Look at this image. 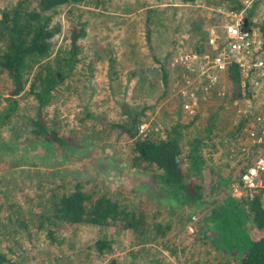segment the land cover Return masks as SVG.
Returning a JSON list of instances; mask_svg holds the SVG:
<instances>
[{
  "label": "rangeland",
  "instance_id": "374dc122",
  "mask_svg": "<svg viewBox=\"0 0 264 264\" xmlns=\"http://www.w3.org/2000/svg\"><path fill=\"white\" fill-rule=\"evenodd\" d=\"M17 1L0 0V14ZM238 2L81 0L48 12L60 25L51 39L53 54L68 46L72 25L85 30L78 38L79 61L72 76L53 90L50 104L41 110L48 133L66 137L67 148L64 152L56 141L48 143L34 132L36 101L27 87L14 96L16 110L0 125V251L7 259L13 264H240L216 251L202 233L188 241L195 226L208 224L205 217L215 205L182 206L164 197L155 171L142 168L132 153L135 139L142 136L136 132L139 124L153 121L151 134L157 125L167 129L179 122L187 126L185 138L202 137L209 128L214 138L201 144L205 167L234 175L235 181L248 166L251 155L239 161L230 153L243 137L236 99L197 98L198 115L191 122L193 114L179 104V69L172 64L178 52L204 46L216 9ZM251 11L263 12L264 2L253 4ZM2 48L0 40V53ZM8 86L0 72V111L8 101ZM131 115L133 136L125 130ZM166 129L153 134L164 135ZM76 185L129 210L142 209L146 220L160 227L133 232L115 225L73 224L52 237L45 229L19 231L16 218L36 221L50 188L60 193ZM103 239L110 248L97 252L95 243Z\"/></svg>",
  "mask_w": 264,
  "mask_h": 264
},
{
  "label": "trees",
  "instance_id": "16d2710c",
  "mask_svg": "<svg viewBox=\"0 0 264 264\" xmlns=\"http://www.w3.org/2000/svg\"><path fill=\"white\" fill-rule=\"evenodd\" d=\"M80 1L18 0L0 14V40L3 44L0 72L9 84L7 104L0 111V125L16 110L14 96L27 87L28 94L36 101V118L32 121L34 132L48 143L56 141L63 151L67 148V138L48 133L41 110L50 104L53 90L72 76L79 61L78 38L84 36L85 30L72 25L68 46L59 48L53 54L51 39L60 30V25L53 22L48 12L60 5ZM239 6L238 2L232 7ZM179 104L182 109V102ZM197 113L191 122L196 119ZM130 118L129 127L122 128L133 136L135 118L133 115ZM186 127L177 122L167 128L164 135L151 133L136 138L132 148L134 159L142 168L155 171L159 193L164 197L182 206L215 205L205 217L208 224L195 226L188 241H194L202 233L216 251L235 258L240 264H264V204L260 195L255 194L251 199L245 198L240 202L228 194L226 188L234 181V175L225 177L211 166H204L201 144L206 139L214 138L209 136V128L202 137L185 138L183 129ZM185 145L186 150L183 149ZM258 155H264V151H254L248 158V166ZM42 205V214L36 221L16 218L20 232L29 234L32 228L45 229L52 237L73 224L115 225L133 232L146 231L149 225H153L146 220V213L142 209L135 211L121 207L114 199L105 195L94 196L80 185L60 193L50 188ZM154 227L159 228L160 225ZM161 234L165 237L164 228ZM109 248L106 239L95 243L97 252ZM6 256L0 251V264H13ZM108 264L116 262L112 260Z\"/></svg>",
  "mask_w": 264,
  "mask_h": 264
},
{
  "label": "built area",
  "instance_id": "2783aa9c",
  "mask_svg": "<svg viewBox=\"0 0 264 264\" xmlns=\"http://www.w3.org/2000/svg\"><path fill=\"white\" fill-rule=\"evenodd\" d=\"M239 1L237 8L216 9L203 37L204 46L178 52L172 64L179 69L176 94L187 114L195 115L199 97L221 103L236 99L241 116L237 127L243 137L230 153L241 161L257 149L264 151V11H251L253 4L264 0ZM152 123L139 124L136 132L150 134ZM155 127L153 133L166 129ZM229 194L240 200L259 194L264 204V155L256 156L231 183Z\"/></svg>",
  "mask_w": 264,
  "mask_h": 264
},
{
  "label": "crops",
  "instance_id": "0c3cea01",
  "mask_svg": "<svg viewBox=\"0 0 264 264\" xmlns=\"http://www.w3.org/2000/svg\"><path fill=\"white\" fill-rule=\"evenodd\" d=\"M122 13H123V12H122ZM122 13H121V14H122ZM119 14H120V13H119ZM124 15H126V14H123V16H124ZM120 38H122V37H120ZM125 39H126V42H128L130 38H129V37H126ZM121 44H124V42H121ZM130 44H131V45H134L133 42H131ZM183 116L185 117L184 114H183ZM185 118H186V117H185ZM256 234H257V232H255V235H256Z\"/></svg>",
  "mask_w": 264,
  "mask_h": 264
},
{
  "label": "clouds",
  "instance_id": "9594fccd",
  "mask_svg": "<svg viewBox=\"0 0 264 264\" xmlns=\"http://www.w3.org/2000/svg\"><path fill=\"white\" fill-rule=\"evenodd\" d=\"M263 203V202H262Z\"/></svg>",
  "mask_w": 264,
  "mask_h": 264
}]
</instances>
